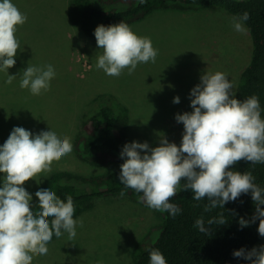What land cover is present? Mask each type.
<instances>
[{
  "label": "rangeland",
  "instance_id": "rangeland-1",
  "mask_svg": "<svg viewBox=\"0 0 264 264\" xmlns=\"http://www.w3.org/2000/svg\"><path fill=\"white\" fill-rule=\"evenodd\" d=\"M71 2L12 0L27 21L18 26L15 35L21 49L15 66L8 69L16 79L7 84V75L0 72V146L16 126L33 135L52 130L61 138L70 137L73 146L82 117L99 107L116 118L117 128H123L129 143L147 142L156 147L161 138H167L179 146L184 127L175 117L193 110L190 92L201 82L200 77L206 72L225 73L234 95L250 59L249 33L234 30L233 15L220 8L168 9L152 12L130 26L138 36L150 38L158 50L155 63L138 64L131 75L125 69L119 77L108 76L96 66L102 50L68 22L66 11ZM28 64L54 67L50 90L34 96L19 87ZM177 96L179 104L173 103ZM51 167L50 173L100 171L78 161L73 149ZM50 173L37 177L40 183H25L33 207L35 193ZM3 175L0 173V186ZM81 218L83 227L77 225L74 240L69 241L67 233L55 238L47 245V255L34 257L32 264H132L134 247L159 223L157 211L121 195L93 199L76 220ZM261 245L264 237L254 247Z\"/></svg>",
  "mask_w": 264,
  "mask_h": 264
},
{
  "label": "clouds",
  "instance_id": "clouds-1",
  "mask_svg": "<svg viewBox=\"0 0 264 264\" xmlns=\"http://www.w3.org/2000/svg\"><path fill=\"white\" fill-rule=\"evenodd\" d=\"M248 12L232 17V26L238 33L247 29ZM27 21L12 0H0V72L7 75L5 83L12 84L17 75H9L8 69L16 64L15 57L20 42L16 38L18 26ZM98 49L97 68L108 76L119 77L127 69L131 75L138 64L155 63L158 50L148 37L134 33L124 22L94 30ZM51 64H28L23 70L19 87L34 96L50 90L55 78ZM200 83L190 92L191 112L177 114L184 132L179 146L161 138L159 146L150 147L147 142L126 143L120 153L124 162L120 165L119 182L125 188L142 193L139 202L149 209L175 218L181 212L178 205L170 203L178 190L191 191L195 201L207 200L204 212L224 208L242 194H251L255 212L251 220L241 218V228L259 220L258 234L264 237V189L254 181L250 171L241 173L229 170L241 160L252 165L264 164V119L257 96L235 98L233 85L223 72H206ZM179 104L180 98L174 97ZM71 138L59 137L56 132L41 131L33 135L29 130L16 126L0 146V264H32L36 256L47 255V245L53 236L60 238L67 233L74 240L77 225L83 227V219H74L73 198L65 200L51 189L36 191L38 206L34 209L32 195L24 185L52 171V164L72 152ZM143 153V154H142ZM183 186L181 187V182ZM125 193L121 191L120 195ZM51 218V219H49ZM223 214L208 219L198 218L194 227L204 235H210L213 225H223ZM234 257L264 264V245L233 252ZM149 264H167L158 249L150 253Z\"/></svg>",
  "mask_w": 264,
  "mask_h": 264
},
{
  "label": "trees",
  "instance_id": "trees-1",
  "mask_svg": "<svg viewBox=\"0 0 264 264\" xmlns=\"http://www.w3.org/2000/svg\"><path fill=\"white\" fill-rule=\"evenodd\" d=\"M216 8L233 16L245 11L250 15L244 26L250 36L251 54L240 73L234 96L240 100L257 96L261 118L264 119V0H72L66 17L73 27L96 44L94 30L99 25L109 26L122 21L130 27L155 11L188 12ZM116 122L108 109L99 107L82 117L80 130L74 137L72 149L75 158L100 171L93 174L54 171L42 184L41 189L55 191L65 202L68 195L72 196L74 219L90 208L93 199L120 195L121 191L125 193L123 196L141 204L139 197L142 193L125 188L119 182L120 165L126 159L121 158L120 153L129 141L123 128H117ZM229 170L250 171L255 177L254 182L264 189V164L252 165L241 160ZM170 203L178 205L181 212L173 218L167 212L157 211L159 223L134 247L132 264H149V253L153 249L163 254L167 264H250V261L233 255L241 248L251 250L261 239L257 231L258 219L247 227L241 228L239 224L241 218L250 221L255 212L250 193L242 194L236 201L226 203L224 208L217 207L210 212H204L208 201H195L191 191L178 190ZM37 206L38 198L34 209ZM220 214L224 215L227 223L213 225L210 235L200 233L193 226L198 218L203 217L207 223L208 219ZM55 238L53 236L52 240Z\"/></svg>",
  "mask_w": 264,
  "mask_h": 264
}]
</instances>
